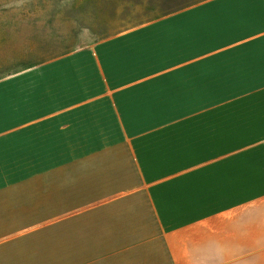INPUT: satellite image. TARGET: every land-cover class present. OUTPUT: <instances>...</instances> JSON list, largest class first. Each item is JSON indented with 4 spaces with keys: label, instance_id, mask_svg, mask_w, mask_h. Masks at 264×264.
<instances>
[{
    "label": "crops",
    "instance_id": "1",
    "mask_svg": "<svg viewBox=\"0 0 264 264\" xmlns=\"http://www.w3.org/2000/svg\"><path fill=\"white\" fill-rule=\"evenodd\" d=\"M213 4L214 35L200 32L199 45L159 46L153 32L162 23ZM91 52L63 64L84 65L87 77L64 78L39 111L23 113L25 124L30 119L25 134L39 135L40 143H11L12 168L24 166L11 182L44 184L43 199L55 191L56 206L40 213L56 215L57 234L47 245L56 248L55 261L80 264V248H104L108 264H264V167L235 170L255 152L264 164V140L220 141L254 136L264 124V0H205L106 38ZM177 87L254 89L240 96L233 90L226 101L238 104L230 128L197 130L191 115L177 119L160 104L220 96L181 97ZM245 98L262 104L260 111ZM239 113L245 128L235 122ZM195 118L199 125L204 119ZM95 215L105 222L92 221Z\"/></svg>",
    "mask_w": 264,
    "mask_h": 264
},
{
    "label": "rangeland",
    "instance_id": "2",
    "mask_svg": "<svg viewBox=\"0 0 264 264\" xmlns=\"http://www.w3.org/2000/svg\"><path fill=\"white\" fill-rule=\"evenodd\" d=\"M203 1L205 0H0V264H59L55 261L56 248L47 246L49 240L54 239L57 234L54 227L56 215L40 214L46 210L45 206H56L53 195L55 191L52 189L48 198L43 199L40 194L44 184L11 182L13 175H17L15 178L20 177L18 175L24 168L23 165H19L21 168H12L11 143L39 144V135L25 134L24 127L30 125V119L25 124L23 113L39 111L41 100L55 93L56 86L64 78L87 77L84 65L74 66L73 69L70 65L63 66L65 58L93 54L91 50L106 38L138 27L163 14L189 6H200ZM225 5L219 6V17L224 15ZM217 10L218 6L215 4L197 7L172 22L165 21L153 32V36L158 38L161 47L174 45V42L179 46L199 45L200 32H212L214 35ZM171 32L176 35L171 37ZM86 60L87 55H84L81 62L86 63ZM247 89L254 88L177 87V96L190 94L193 99H216L218 95L220 102L161 103L160 110L176 111L177 119L182 117L179 113L191 115L192 126L197 130H203L207 126L210 130L218 124L227 130L233 119V107L238 104L226 101L232 98L233 90L240 96L238 93ZM258 90L260 89L256 91ZM243 100L260 111V102L258 103L261 105L257 101L252 103V98ZM241 103L248 105L243 101ZM217 113L220 116L219 123ZM200 116L204 119L199 125L195 117ZM238 116L235 122L240 128H245L247 119L241 113ZM166 120L162 117L160 121L163 123ZM258 124L259 129L254 136L233 134L232 139V135H224L220 141L240 145L251 140L263 141V135L258 134V131L262 130L260 127H264V124ZM253 126L251 125V130H255ZM216 153L208 152L209 156ZM260 154L255 152L250 157H242V161L235 167L236 173H261L264 164ZM232 173L229 168L228 174ZM51 185L54 188L55 184ZM96 201L101 205L107 202ZM105 218L104 215H95L92 221L105 222ZM44 221L50 226L43 230L41 223L45 225ZM25 225H30L31 230H25ZM66 249L70 248L64 249L65 253H69ZM104 252V248H80V264H108L103 262Z\"/></svg>",
    "mask_w": 264,
    "mask_h": 264
}]
</instances>
